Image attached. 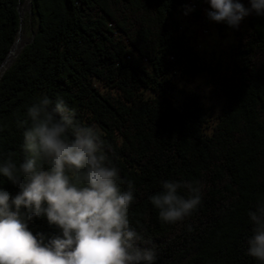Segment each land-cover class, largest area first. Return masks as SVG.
Here are the masks:
<instances>
[{"label":"trees","instance_id":"trees-1","mask_svg":"<svg viewBox=\"0 0 264 264\" xmlns=\"http://www.w3.org/2000/svg\"><path fill=\"white\" fill-rule=\"evenodd\" d=\"M23 2L0 0V67L21 32ZM189 2L32 0L38 31L0 80V158L25 155V129L17 122L32 103L63 98L79 123L102 130L121 190L133 185L130 223L153 241L156 264H260L248 255L247 241L254 227L248 213L264 200V15L253 11L238 28L212 27L230 29L237 39L232 67L220 77L219 67L204 65L192 38L180 33L178 13L188 11L197 25L203 16ZM239 2L251 7L250 0ZM202 72L217 80L227 104L209 135L203 104L176 109L167 95L174 75ZM145 91L160 99L147 100ZM170 180L206 186L201 206L174 225L162 222L150 202ZM0 189L12 197L20 191L4 177ZM29 228L59 232L45 218Z\"/></svg>","mask_w":264,"mask_h":264},{"label":"clouds","instance_id":"clouds-1","mask_svg":"<svg viewBox=\"0 0 264 264\" xmlns=\"http://www.w3.org/2000/svg\"><path fill=\"white\" fill-rule=\"evenodd\" d=\"M209 3L208 18L232 28L253 11L264 15V0H250V8L239 0ZM17 126L25 129V155L9 151L0 158V177L20 190L12 197L0 189V264H156L153 241L130 223L135 189L128 183L121 190L102 130L79 123L63 98L47 96L32 103ZM205 187L201 181H166L150 202L162 222L174 225L201 206ZM248 215L254 226L248 255L264 264V200ZM42 218L58 234H34L29 224Z\"/></svg>","mask_w":264,"mask_h":264},{"label":"rangeland","instance_id":"rangeland-1","mask_svg":"<svg viewBox=\"0 0 264 264\" xmlns=\"http://www.w3.org/2000/svg\"><path fill=\"white\" fill-rule=\"evenodd\" d=\"M31 2L32 0H24L20 8L23 26L18 38L21 37L24 46L32 41L39 28V19L33 11ZM212 27L210 34L201 38L202 46L197 52L204 65L211 66L212 68L219 67L221 77L232 67L236 58L237 39L230 29L220 33ZM17 59L13 64H15ZM4 73L5 71L1 74L0 80ZM172 78V84L169 86L167 95L173 101L174 107L182 109L184 104L192 102L203 104L209 114L206 134H211L213 127L222 118L227 106L225 96L217 80L212 78L208 72H202L196 78L181 75H174ZM144 95L147 100L152 102L160 99L152 91H145Z\"/></svg>","mask_w":264,"mask_h":264},{"label":"built area","instance_id":"built-area-1","mask_svg":"<svg viewBox=\"0 0 264 264\" xmlns=\"http://www.w3.org/2000/svg\"><path fill=\"white\" fill-rule=\"evenodd\" d=\"M189 5L193 10H204L200 24L197 25L198 23L194 19L188 17V11H182L181 13H178L180 20L179 29L180 33L185 32L189 37L192 38L191 40L195 46V49L198 50L202 46L201 38L210 34L211 27L215 25L216 22L210 20L207 16V12L212 11L207 0H190ZM196 36H198L197 39H195Z\"/></svg>","mask_w":264,"mask_h":264},{"label":"bare ground","instance_id":"bare-ground-1","mask_svg":"<svg viewBox=\"0 0 264 264\" xmlns=\"http://www.w3.org/2000/svg\"><path fill=\"white\" fill-rule=\"evenodd\" d=\"M23 42L21 37H19L14 44V47L12 48L11 53L9 54L8 58L6 61L3 63V65L0 67V76L1 74L6 71L13 63L14 61L18 58L19 54L21 53L23 49Z\"/></svg>","mask_w":264,"mask_h":264},{"label":"water","instance_id":"water-1","mask_svg":"<svg viewBox=\"0 0 264 264\" xmlns=\"http://www.w3.org/2000/svg\"><path fill=\"white\" fill-rule=\"evenodd\" d=\"M31 6H32V4H31ZM20 8H21V3H20V5H19V7H18V9H19V12H20V16H21V10H20ZM22 26H23V21H22V16H21V27H20V31H21V29H22ZM20 33V32H19ZM15 44V43H14ZM14 46V45H13ZM13 48V47H12Z\"/></svg>","mask_w":264,"mask_h":264}]
</instances>
